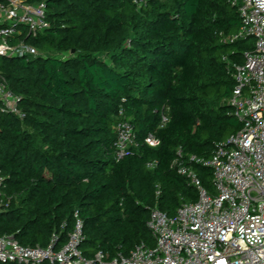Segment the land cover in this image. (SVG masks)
Returning a JSON list of instances; mask_svg holds the SVG:
<instances>
[{"label":"trees","instance_id":"obj_1","mask_svg":"<svg viewBox=\"0 0 264 264\" xmlns=\"http://www.w3.org/2000/svg\"><path fill=\"white\" fill-rule=\"evenodd\" d=\"M21 1H45L49 27L36 36L22 28L16 36L44 56L0 55V76L24 115L0 109V236L30 247L55 238L58 250L77 213L87 258L98 250L112 258L137 244L153 247L150 208L173 216L181 202L197 200L196 189L171 167L177 151L182 160L208 157L241 128L225 99L234 85L231 65L242 62L253 40H221L241 24L237 6ZM166 108L169 121L159 127ZM120 117L132 125L135 143L116 161L113 126ZM149 134L156 146L145 141ZM192 166L212 193L211 169Z\"/></svg>","mask_w":264,"mask_h":264},{"label":"built area","instance_id":"obj_2","mask_svg":"<svg viewBox=\"0 0 264 264\" xmlns=\"http://www.w3.org/2000/svg\"><path fill=\"white\" fill-rule=\"evenodd\" d=\"M141 2V1H139ZM237 6L239 28L222 36L232 43L251 38L253 48L244 51L242 62L232 63L234 85L225 103L232 108L241 128L214 147L208 157L188 155L178 150L171 167L197 191L196 201H183L175 215L168 216L156 206L150 208L147 226L155 240L153 247L137 244L127 255L106 258L98 250L90 258L80 248L85 240L77 213L67 242L58 250L53 240L46 247L23 246L11 235L0 236V260L19 264H264V0H230ZM45 1L33 4L21 0L0 2V55L40 57L34 46L17 39L23 30L36 36L49 27ZM19 97L0 76V109L23 118ZM122 116V112L119 113ZM169 121L168 108L161 114L159 127ZM115 160L129 153L134 131L128 120L114 124ZM145 141H159L149 134ZM193 164L211 169V193L203 188ZM154 167V162L148 164ZM0 176V203L2 193ZM159 189L156 190V195Z\"/></svg>","mask_w":264,"mask_h":264},{"label":"water","instance_id":"obj_3","mask_svg":"<svg viewBox=\"0 0 264 264\" xmlns=\"http://www.w3.org/2000/svg\"><path fill=\"white\" fill-rule=\"evenodd\" d=\"M74 52H75V50H74V49H72V50H71V53H74Z\"/></svg>","mask_w":264,"mask_h":264}]
</instances>
